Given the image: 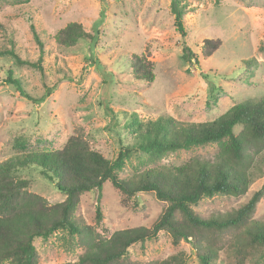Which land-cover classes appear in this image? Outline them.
<instances>
[{"label": "rangeland", "instance_id": "374dc122", "mask_svg": "<svg viewBox=\"0 0 264 264\" xmlns=\"http://www.w3.org/2000/svg\"><path fill=\"white\" fill-rule=\"evenodd\" d=\"M185 34L173 23L170 0H0V47L15 44L22 60L34 61L38 47L30 23L44 43V72L27 63H17L0 54V161L20 151L60 148L72 134H81L92 149L109 159L136 141L129 120L146 122L170 116L177 122L210 121L235 103L264 96V0H182ZM83 25L93 38L79 39L65 47L54 34L67 23ZM218 38L220 45L209 56L202 55L204 39ZM183 48L190 59L182 56ZM132 54L143 55L153 64L152 81L136 79L129 64ZM252 58L251 62L247 59ZM20 81L21 95L8 75ZM241 126H235L237 133ZM22 137V147L14 145ZM215 143L176 149L157 158L142 151L127 154L120 177L127 178L145 168L180 165L192 156L211 159ZM262 150L253 154L257 160ZM262 170L241 195L215 194L203 197L193 209L203 217L229 212L246 202L264 181ZM256 171V169H255ZM17 175L30 180L28 190L49 203L62 201L61 193L36 166L21 168ZM102 225L110 232L139 225L149 226L165 202L154 192H138L123 199L109 181L101 191ZM94 191L81 195L75 211L80 222L94 225ZM252 219H264V194ZM229 234L224 238L228 239ZM37 264L74 261L84 250L76 235L63 229L47 239L35 238ZM132 260L142 263L185 251L184 264H199L190 242L160 231L152 240L128 247ZM225 248L213 264H234ZM245 264H264V250L255 252ZM0 264H14L4 260Z\"/></svg>", "mask_w": 264, "mask_h": 264}, {"label": "trees", "instance_id": "16d2710c", "mask_svg": "<svg viewBox=\"0 0 264 264\" xmlns=\"http://www.w3.org/2000/svg\"><path fill=\"white\" fill-rule=\"evenodd\" d=\"M187 10L182 0H170L173 23L182 36L185 34L183 15ZM29 27L38 47L36 60L20 59L13 41L10 47H0V54H9L17 63H27L43 73L44 43L34 24L30 23ZM84 38L91 39L93 35L76 21L67 23L54 34L55 41L65 47ZM219 45L218 38L204 39L202 55L209 56ZM182 56L190 59L186 48ZM129 64L136 79L153 80V64L146 56L132 54ZM4 82L13 84L21 95L36 101L51 92L48 89L45 95L34 99L24 93L20 81L10 74ZM128 126L135 128L136 141L120 150L114 159L92 149L83 135L72 134L60 148L20 151L0 161V262L37 264L34 239H47L59 229L75 234L84 246L74 261L60 264H184L185 251L145 263L130 258V245L152 240L160 231L168 232L176 240L190 242L199 264H213L224 248L233 257L234 264H245L255 257L256 251L264 250V219H252L264 194V181L246 202L229 212L203 217L192 207L203 197L245 193L252 178L262 170L264 154L257 160H253V154L264 151V96L256 101L235 103L210 121L181 123L167 116L140 123L134 116ZM235 126H241L237 133ZM207 143L217 145L211 159L192 156L180 165H159L127 178L119 176L131 151L160 158L169 151ZM24 144L22 137L14 141L19 148ZM29 165L38 167L41 174L54 183L64 194L62 201L49 203L43 196L28 190L30 180L19 177L17 172ZM106 181L118 189L124 200L140 191H152L165 206L149 226L126 227L103 236L97 228L107 232L102 225L100 202ZM90 191L96 193L94 225L80 222L75 215L81 195ZM228 234L229 238L225 239Z\"/></svg>", "mask_w": 264, "mask_h": 264}]
</instances>
